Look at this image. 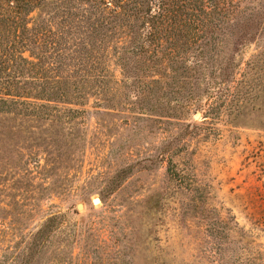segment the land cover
<instances>
[{
  "label": "rangeland",
  "instance_id": "obj_1",
  "mask_svg": "<svg viewBox=\"0 0 264 264\" xmlns=\"http://www.w3.org/2000/svg\"><path fill=\"white\" fill-rule=\"evenodd\" d=\"M261 38L239 46L232 88ZM231 48L229 38L221 55ZM107 68L111 99L91 97L59 147L3 135L0 120V264H26L28 240L54 215L33 264H264L263 105L238 111L237 97L204 94L203 110L185 112L194 100L159 99L154 86L137 99L140 83L125 85L114 60Z\"/></svg>",
  "mask_w": 264,
  "mask_h": 264
},
{
  "label": "trees",
  "instance_id": "obj_2",
  "mask_svg": "<svg viewBox=\"0 0 264 264\" xmlns=\"http://www.w3.org/2000/svg\"><path fill=\"white\" fill-rule=\"evenodd\" d=\"M259 37L264 0H0L3 135L16 129L34 146L59 147L61 134L84 125L91 97L98 105L111 99V60L125 85L140 83L141 93L132 88L137 99L154 97V86L159 99L194 100L182 106L185 112L203 110L204 94L237 97L238 111L264 108V41L242 79L229 86L239 46ZM229 38L227 57L221 49ZM12 118L41 124L23 132L20 125L10 129ZM231 122L240 124L239 116ZM60 223L61 215L51 216L28 240L26 264L40 256Z\"/></svg>",
  "mask_w": 264,
  "mask_h": 264
},
{
  "label": "water",
  "instance_id": "obj_3",
  "mask_svg": "<svg viewBox=\"0 0 264 264\" xmlns=\"http://www.w3.org/2000/svg\"><path fill=\"white\" fill-rule=\"evenodd\" d=\"M200 116H201V113H199V114L197 115V119H198ZM93 202H94V204H97L98 202L100 203L101 201H100L99 198H95V199L93 200ZM82 207H83L82 204H78L77 209L80 210V209H82Z\"/></svg>",
  "mask_w": 264,
  "mask_h": 264
}]
</instances>
